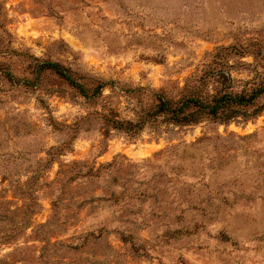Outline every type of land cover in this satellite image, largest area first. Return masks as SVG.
I'll return each instance as SVG.
<instances>
[{
    "label": "rangeland",
    "instance_id": "obj_1",
    "mask_svg": "<svg viewBox=\"0 0 264 264\" xmlns=\"http://www.w3.org/2000/svg\"><path fill=\"white\" fill-rule=\"evenodd\" d=\"M0 44L113 86L90 100L2 58L0 264H264V111L105 119L138 122L220 46L263 72L264 0H0Z\"/></svg>",
    "mask_w": 264,
    "mask_h": 264
},
{
    "label": "trees",
    "instance_id": "obj_2",
    "mask_svg": "<svg viewBox=\"0 0 264 264\" xmlns=\"http://www.w3.org/2000/svg\"><path fill=\"white\" fill-rule=\"evenodd\" d=\"M3 47L5 46L0 44V74L4 73L5 76L13 75L8 70H2L5 65L2 58L17 56L29 61L30 73L35 74L36 84L39 83V76L47 72L52 73L68 82L90 100L102 96L104 88L112 84L91 78L93 83L87 86L78 76L73 75L58 62L41 61L28 51ZM248 49L241 45L217 47L208 54L196 71L185 79L182 86L177 83L155 92L153 109L146 111L138 122L105 115L107 124L118 129L136 126L141 128L151 118L155 120L161 118L159 120L161 123L174 126L201 122L227 124L238 119L248 120L258 116L264 111V100H262L264 99V71H260L256 63L252 66V63L241 60L249 53ZM240 71H247L252 76L248 79L234 76V72ZM16 81L20 84L19 79ZM110 87L113 89V86L110 85ZM129 251L134 257L149 256L147 253L139 252L133 245H130Z\"/></svg>",
    "mask_w": 264,
    "mask_h": 264
}]
</instances>
